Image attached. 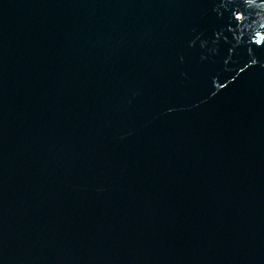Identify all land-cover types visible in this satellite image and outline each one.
Returning <instances> with one entry per match:
<instances>
[{"label": "water", "instance_id": "1", "mask_svg": "<svg viewBox=\"0 0 264 264\" xmlns=\"http://www.w3.org/2000/svg\"><path fill=\"white\" fill-rule=\"evenodd\" d=\"M264 0H0V264H264Z\"/></svg>", "mask_w": 264, "mask_h": 264}, {"label": "clouds", "instance_id": "2", "mask_svg": "<svg viewBox=\"0 0 264 264\" xmlns=\"http://www.w3.org/2000/svg\"><path fill=\"white\" fill-rule=\"evenodd\" d=\"M262 19H264V18H262Z\"/></svg>", "mask_w": 264, "mask_h": 264}]
</instances>
